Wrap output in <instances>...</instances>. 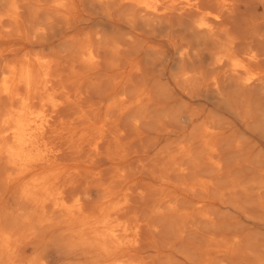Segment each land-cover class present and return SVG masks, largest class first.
I'll return each mask as SVG.
<instances>
[{"label":"bare ground","instance_id":"1","mask_svg":"<svg viewBox=\"0 0 264 264\" xmlns=\"http://www.w3.org/2000/svg\"><path fill=\"white\" fill-rule=\"evenodd\" d=\"M0 264H264V0H0Z\"/></svg>","mask_w":264,"mask_h":264},{"label":"rangeland","instance_id":"2","mask_svg":"<svg viewBox=\"0 0 264 264\" xmlns=\"http://www.w3.org/2000/svg\"><path fill=\"white\" fill-rule=\"evenodd\" d=\"M57 252H60V251L57 250Z\"/></svg>","mask_w":264,"mask_h":264}]
</instances>
